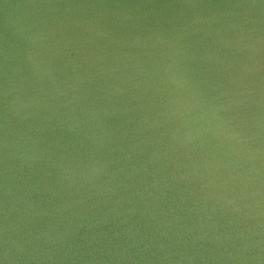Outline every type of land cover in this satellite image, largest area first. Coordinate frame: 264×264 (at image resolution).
<instances>
[{"label": "water", "instance_id": "water-1", "mask_svg": "<svg viewBox=\"0 0 264 264\" xmlns=\"http://www.w3.org/2000/svg\"><path fill=\"white\" fill-rule=\"evenodd\" d=\"M0 264H264V0H0Z\"/></svg>", "mask_w": 264, "mask_h": 264}]
</instances>
